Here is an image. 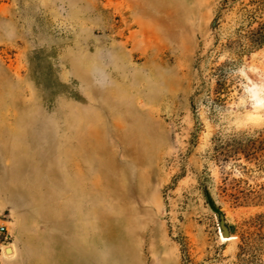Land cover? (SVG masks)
<instances>
[{"label":"rangeland","instance_id":"obj_1","mask_svg":"<svg viewBox=\"0 0 264 264\" xmlns=\"http://www.w3.org/2000/svg\"><path fill=\"white\" fill-rule=\"evenodd\" d=\"M262 27L264 0H0V264H238Z\"/></svg>","mask_w":264,"mask_h":264},{"label":"trees","instance_id":"obj_2","mask_svg":"<svg viewBox=\"0 0 264 264\" xmlns=\"http://www.w3.org/2000/svg\"><path fill=\"white\" fill-rule=\"evenodd\" d=\"M252 48H261L264 45V27L253 33L249 39ZM223 67L215 71L220 80L225 81ZM255 224L258 233H245L240 238L238 264H262L261 257L264 255V218L259 217Z\"/></svg>","mask_w":264,"mask_h":264},{"label":"bare ground","instance_id":"obj_3","mask_svg":"<svg viewBox=\"0 0 264 264\" xmlns=\"http://www.w3.org/2000/svg\"><path fill=\"white\" fill-rule=\"evenodd\" d=\"M252 86H253L252 89L247 88V90H249V93L251 94V98L253 99V106H254L253 108H254V110L255 111H259L262 108H264V98L260 97V95L258 93V90H257V87L255 85H252ZM225 239L227 241H232L235 238L234 237H225Z\"/></svg>","mask_w":264,"mask_h":264},{"label":"built area","instance_id":"obj_4","mask_svg":"<svg viewBox=\"0 0 264 264\" xmlns=\"http://www.w3.org/2000/svg\"><path fill=\"white\" fill-rule=\"evenodd\" d=\"M7 234V228L3 222H0V236Z\"/></svg>","mask_w":264,"mask_h":264}]
</instances>
